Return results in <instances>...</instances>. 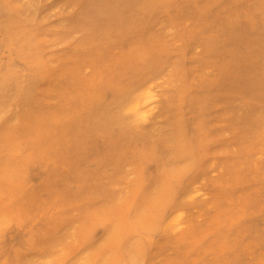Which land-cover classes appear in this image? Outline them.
<instances>
[{
    "label": "rangeland",
    "instance_id": "obj_1",
    "mask_svg": "<svg viewBox=\"0 0 264 264\" xmlns=\"http://www.w3.org/2000/svg\"><path fill=\"white\" fill-rule=\"evenodd\" d=\"M8 3L50 76L24 103L0 86L5 249L18 230L45 222L36 256L50 264H264V0ZM0 62L28 65L7 48ZM146 86L153 110L135 120L124 107ZM88 89L98 105L70 101ZM193 118L209 141L180 162L178 121ZM183 164L171 201L180 230L162 221L143 237L151 199ZM134 223L132 236L112 242Z\"/></svg>",
    "mask_w": 264,
    "mask_h": 264
},
{
    "label": "bare ground",
    "instance_id": "obj_2",
    "mask_svg": "<svg viewBox=\"0 0 264 264\" xmlns=\"http://www.w3.org/2000/svg\"><path fill=\"white\" fill-rule=\"evenodd\" d=\"M1 2V1H0ZM21 4V3H20ZM18 7H26L21 4ZM19 16L17 10H15L9 3L8 0H3L0 3V48H7L10 51L16 53L17 57L25 60L26 66L25 70H19L15 68L12 64H3L0 62V86L1 88H12L18 101L24 103L28 100L29 94L34 86V83L46 80L50 76L48 67L40 60L39 47L32 42V31L27 28L21 20H17ZM124 37V34H120ZM106 38V37H105ZM91 43V40H87L85 44ZM144 62V59H140ZM101 80V78H100ZM116 83V82H115ZM114 83V84H115ZM108 81L104 82V86L107 87ZM153 97L154 94L151 93V87L146 86L140 90L139 94L134 99H131L128 104L124 107V111L130 113L132 117L136 119L145 120L149 113L153 110ZM73 104H81L78 100H85L84 106L86 105L88 109L98 105L99 97L97 98L91 90H87L84 95H76L75 97L71 95L69 97ZM1 103V99H0ZM149 107V108H148ZM49 121H53V117L48 118ZM193 118L188 123H183L178 121V129L176 131L177 147L175 152V157L180 162L192 163V159H188L192 148L204 151L207 147L208 139L200 138L194 126L197 128L198 121L195 122ZM146 151V150H145ZM148 156L151 157L153 152L146 151ZM137 154V152H136ZM189 167L183 164L180 169H176L175 173L178 174L174 178V182L166 183L161 186L156 192L155 196L151 199L150 209L151 215L145 219V223L141 227L142 236H147L152 234L151 224H159L160 222H165V228L179 229L183 224L182 220V209L174 205L172 197L176 191V186L178 185V180L184 178ZM193 191L194 188L192 187ZM194 193V192H193ZM198 194H193L190 196L191 199L197 197ZM131 207V205L129 206ZM139 228L137 223L126 224L120 226L113 235L112 242L119 246L124 240L128 239L134 234L136 229ZM8 226L2 224L0 226V257L3 252L7 253V260L2 264H50L46 257L36 256L38 249L37 245L42 237V231L48 230L49 225L45 222H37L31 225L28 230L22 231L18 230L19 239L16 245L10 249H5L3 246V240L6 235ZM86 231L84 232V234ZM144 247V242L141 240L130 250L131 259L135 256H140L142 254ZM30 251L34 252L36 258H26V254ZM116 260V259H115ZM115 264V261L112 263Z\"/></svg>",
    "mask_w": 264,
    "mask_h": 264
}]
</instances>
